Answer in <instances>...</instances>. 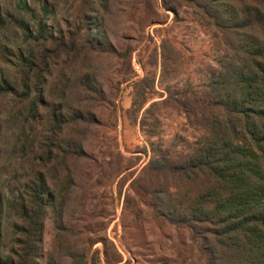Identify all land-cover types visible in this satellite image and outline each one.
<instances>
[{
  "label": "rangeland",
  "instance_id": "obj_1",
  "mask_svg": "<svg viewBox=\"0 0 264 264\" xmlns=\"http://www.w3.org/2000/svg\"><path fill=\"white\" fill-rule=\"evenodd\" d=\"M194 1L0 0V75L13 88L0 95L1 258L18 236L6 205L40 172L58 194L44 213L37 264H203L189 231L162 216L167 194L142 169L158 148L185 152L202 134L167 97L205 101L225 65L244 64L243 48L232 51V36ZM225 6L239 26L248 15L239 40L264 41V0L216 3ZM39 29L81 53L60 55L48 73L27 69L22 57L43 45Z\"/></svg>",
  "mask_w": 264,
  "mask_h": 264
},
{
  "label": "trees",
  "instance_id": "obj_2",
  "mask_svg": "<svg viewBox=\"0 0 264 264\" xmlns=\"http://www.w3.org/2000/svg\"><path fill=\"white\" fill-rule=\"evenodd\" d=\"M217 1L195 0L194 6L224 35L232 36L236 44L232 51L243 48L244 64L225 65L223 74L207 85L205 101L180 93L167 97L202 134L185 152L158 148L142 169L151 171L157 191L162 187L167 194L168 201L161 202L167 214L162 216L189 231L191 240L200 245L203 264H264V41L247 40L249 36L239 40L237 29L251 25L247 13L239 26L234 23L237 14L229 6L217 10ZM37 34L43 45L32 60L22 57L27 69L48 73L50 63L60 55L81 53V46L55 41L40 29ZM89 47L101 49L99 45ZM7 92L13 88L0 75V95ZM71 120L87 121L81 115ZM71 153L78 155L79 151ZM42 162L50 163L46 155ZM34 175L31 186L6 205L15 211L18 236L16 249L0 257V264H37L44 213L54 208L52 197L58 191L48 189L40 172Z\"/></svg>",
  "mask_w": 264,
  "mask_h": 264
}]
</instances>
